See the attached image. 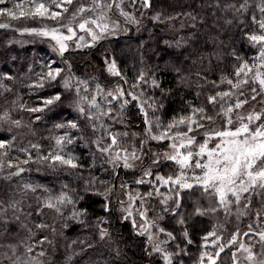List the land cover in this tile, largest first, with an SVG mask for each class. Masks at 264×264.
<instances>
[{"label": "snow or ice", "instance_id": "obj_1", "mask_svg": "<svg viewBox=\"0 0 264 264\" xmlns=\"http://www.w3.org/2000/svg\"><path fill=\"white\" fill-rule=\"evenodd\" d=\"M157 3L31 0L25 7L17 0L9 7L0 0V16L53 22L17 31L48 38L56 57L38 72L29 66L25 80L11 69L0 71V218L7 223L11 209V218L27 221L21 223L27 235L7 245L10 264H224V257L231 264H264V0H216L218 9L231 13L226 23L238 22L253 54L233 47L231 71L221 68L218 79L208 74L209 60L207 70L195 72L204 83L197 82L194 98L180 87H191L186 72L196 63L183 37L151 49L167 55L163 69L146 64L139 42L140 66L131 77L111 47L121 34L175 19ZM183 14L195 27L196 16ZM9 27L0 23V29ZM104 41L110 47L99 52L94 73L78 74L75 57L95 58ZM164 71L175 74V90L161 79ZM16 83L29 95L51 91L29 104ZM21 113L29 114L27 120ZM41 126L47 137L18 142L17 130L36 136ZM75 144L88 150L86 158L69 148ZM49 170L67 173L78 186L59 175L47 182L30 175ZM221 214L224 223L205 227L206 218ZM120 242L138 249L139 260L130 259Z\"/></svg>", "mask_w": 264, "mask_h": 264}, {"label": "trees", "instance_id": "obj_2", "mask_svg": "<svg viewBox=\"0 0 264 264\" xmlns=\"http://www.w3.org/2000/svg\"><path fill=\"white\" fill-rule=\"evenodd\" d=\"M24 1L25 0H23V4ZM44 1L49 2V0ZM16 2L17 0H7L9 7H12ZM221 2H223V0H221ZM157 8L158 10L164 11L166 15L175 16L174 20L184 23L187 26V29L181 32L177 37L170 38L165 34L162 24L159 28H151L149 25L148 30H142L140 33L131 31L127 35H121L120 37L115 38L118 40V43L111 45V47L116 48V54L120 57L122 66L128 72L129 77L133 76L135 74V69L140 66V54L137 51V45L141 41L144 42L143 50L146 57V64H150L154 68L159 66L161 69L165 67L164 60L168 59V57L163 51H159L158 55H153L151 49L158 48V50H163L166 47L163 43L165 39L173 40L183 37L187 41L184 48H187L193 53L191 60H195L196 63L192 64L191 69L186 72V75L189 77L188 83L191 87L184 88L183 85L180 87L183 88L182 95H187L189 98H194L197 82L204 83L195 75V72L197 70H207L209 68V60H211L213 70L208 74L213 79H218L221 68L226 71H231L230 62L232 57L230 56V52L233 47L237 48L243 56L251 57L253 54V50L250 49L248 44L244 43L238 29L235 27V24L238 22L234 21L232 25L226 23L227 19L231 18V13L222 8L218 9L216 7V0H158ZM186 12H192V14L196 16L195 27H193L191 18L183 14ZM178 13L180 14L177 15ZM0 23H9L11 25V27L7 29H0V71L11 69L17 74L19 80H25V74L27 73L29 66L33 67L35 72H38L40 70L39 66L43 61L56 58L52 52V42H50L48 38L34 36L27 33L22 34L17 31V28L19 27H38L41 26V23H30L20 18L12 19L7 15L0 16ZM145 23L146 25L149 24L147 18H145ZM134 27L135 26H133V28ZM150 32L155 35H150ZM192 33H195V36H193ZM129 37H131V39H129ZM107 47H110V45L108 41H104L102 47H99L96 50L95 58L91 55L76 56L74 62L77 64L78 74L79 71H84L88 75L93 74L95 61L99 59V52ZM172 50H174V46L173 49H169V51ZM175 50L182 51L183 48ZM210 53H216L222 58L218 61L217 55H210ZM149 57H151V59H148ZM191 60L188 61L189 64H191ZM99 71L103 73L104 69L101 67ZM104 74L106 75V73ZM174 75L175 74L172 72L164 71L161 75V79L166 86L172 87L175 90L177 84L173 80ZM25 83H27V81H25ZM15 89L20 93L23 100L27 101L29 104H31L38 95H42L46 91H51V89H43L29 95L27 88L20 83L15 84ZM203 99L204 97L202 95L200 100L202 101ZM179 102L180 98L177 96L173 107H178ZM65 112L68 113L69 110L65 109ZM21 114L24 116L25 120H27L29 114ZM48 127H50V125H48ZM17 131L20 133L17 139L18 142L21 143H26L29 139L36 140L41 136L47 137L48 135L43 126H41V129L37 132L36 136H32L28 133L27 129ZM40 142L45 145L50 143L48 139H43ZM69 148L74 149L75 153L81 155L82 158L88 156V150L79 144L70 145ZM81 171L87 172L88 169L85 168ZM96 174L98 176H103L100 172H97ZM30 175L33 178L40 179L44 182L55 180V177L59 175L61 180H72L73 187L78 186L77 182L72 177H69L67 173H53L49 170L40 173L33 171ZM53 187L59 188L60 180H56ZM196 195L198 196L199 194L197 193ZM16 198H19V193H16ZM25 204L27 205V200L25 201ZM94 210L97 212L100 211L99 203L95 205ZM8 216L9 220L7 223H5L3 218H0V264H10L9 261L4 259V254L9 252L7 245L18 242L27 235L26 229L21 227L22 222L27 223L24 217L21 216V220L19 221L11 218V209L8 212ZM213 217L214 216L206 218L208 219V223L205 227L210 229L212 225H215ZM49 222H51V220H49ZM57 227H59V225H57ZM122 231L127 235V226H125ZM67 235L74 237L75 233L67 232ZM196 239L199 241L198 236ZM56 240L61 245V251H63V245L65 243L63 237L57 235ZM120 247L128 252L130 259L139 260L140 253L138 249L134 248L129 250L123 242H120ZM192 250V254L196 255V244L192 246ZM22 252L23 248L20 249V253ZM224 264H231L229 257H224Z\"/></svg>", "mask_w": 264, "mask_h": 264}, {"label": "rangeland", "instance_id": "obj_3", "mask_svg": "<svg viewBox=\"0 0 264 264\" xmlns=\"http://www.w3.org/2000/svg\"><path fill=\"white\" fill-rule=\"evenodd\" d=\"M38 2L49 3V2L44 1V0H40V1L38 0ZM30 4H31V0H25L24 1V6L28 7ZM20 19H22L24 21H27V22H30V23H42V22L43 23H48V24H52L53 23L50 20H44V21H42L41 18H39V17H20ZM181 24H182V22H179L178 20H171V21L168 20V21H164V23L162 24V26L164 28L165 34L168 37L175 38L181 32H183V31H185L187 29V26L184 23H183V25H184L183 28L181 27ZM121 35H124V34H121ZM52 43H54V42H52ZM213 220L215 222V225L220 224V223H224V217H223L222 214L218 218L214 216L213 217ZM233 223H236L234 217H233ZM227 227H228L229 230H231L232 224H228ZM224 234H225V237H227L228 232H225Z\"/></svg>", "mask_w": 264, "mask_h": 264}]
</instances>
